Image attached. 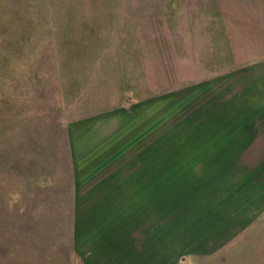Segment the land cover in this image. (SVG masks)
<instances>
[{"label": "rangeland", "instance_id": "rangeland-1", "mask_svg": "<svg viewBox=\"0 0 264 264\" xmlns=\"http://www.w3.org/2000/svg\"><path fill=\"white\" fill-rule=\"evenodd\" d=\"M0 264H264V0H0Z\"/></svg>", "mask_w": 264, "mask_h": 264}]
</instances>
